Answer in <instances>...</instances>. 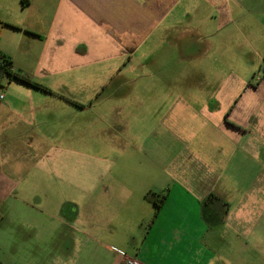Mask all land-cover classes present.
<instances>
[{"label":"crops","instance_id":"1","mask_svg":"<svg viewBox=\"0 0 264 264\" xmlns=\"http://www.w3.org/2000/svg\"><path fill=\"white\" fill-rule=\"evenodd\" d=\"M37 45L46 46L42 55L53 46L59 58L66 51V56L88 61L72 70L102 79L97 88L125 71L120 63L157 61L164 51L171 59L174 47L184 58L189 57L192 45L201 47L194 54L198 58L206 51L205 58L213 56L220 62L233 56L262 58L264 0H0V52L20 70L15 61L31 55L28 48ZM162 47L166 49L161 51ZM194 72L204 80L168 86L162 103L155 106L158 116L153 134L164 142L143 153L135 146V154H130L133 158L140 154L148 167L104 168L101 183L88 185L81 204H66L71 207L70 216L65 207V218L52 213L45 217L50 226L41 233L44 245L39 249L49 251H44L43 264H124L123 253L137 257L141 264H214L218 254L206 238L220 227L217 223L224 214L213 204L205 210L204 201L228 202L239 192L249 195L253 191L245 187L253 183L254 175L251 182L247 175L240 182L238 172L249 174L255 155L263 159L264 145L262 154L256 152L255 141L256 135L257 139L264 136V123L260 118L252 121L253 103L247 101L251 97L238 103V88L227 72L215 66ZM8 81V86L0 85V205L25 180L24 169L8 167L7 159L25 156L29 127L32 121V126L38 125L30 116L46 107L26 99L27 92L37 96L40 88ZM49 93L64 98L81 114L93 106V90L69 92L52 87ZM53 105L57 108L60 102ZM112 110L118 121L111 120L107 131L113 125L122 127L120 120L127 123L124 105L115 104ZM54 133L62 134L60 130ZM31 141L28 148H32ZM129 143L123 147L135 144ZM260 173L257 185L263 186ZM150 190L167 192L151 225L156 206L145 198ZM237 210L229 212L228 207L224 226H245L239 223ZM3 222L4 216L0 226ZM57 223L63 229L56 231ZM96 249L104 256L96 259ZM10 261V255L0 250V264Z\"/></svg>","mask_w":264,"mask_h":264},{"label":"rangeland","instance_id":"2","mask_svg":"<svg viewBox=\"0 0 264 264\" xmlns=\"http://www.w3.org/2000/svg\"><path fill=\"white\" fill-rule=\"evenodd\" d=\"M45 48L44 45L28 48L32 52L31 55L26 54V58L17 59L16 68L51 89L67 88L69 92L93 90V106L81 114L82 111L77 112L64 98H57L42 89L36 90L37 96L26 93L28 102L32 100L46 107L36 115L30 116L37 120L38 125L32 126V121L29 127L25 156L17 158L16 155H11L7 159L8 167H21L25 171V180H21L14 196L6 198L0 205L1 217L4 216V224L0 226V250L10 255L11 264H43L44 251H49L39 249V245L40 248L44 245L41 233L50 226L44 221L45 217L52 213L65 218V207L70 216L71 207L66 204H81L88 185L101 183L104 168L122 164L148 167L140 154L135 158L130 154H135L133 148L137 147L139 149L136 151L143 153L152 149L157 142H164L160 138L155 139L153 134L158 116L155 106L162 103L165 96L163 92L168 86L195 85L203 81L204 79L195 76L194 71L209 70L215 66L216 69L221 68L227 72L233 77L230 78L233 79V85L238 88V103L251 97L247 101L253 103L252 121L260 118L264 123V56L223 57L220 62L213 56L205 58L204 55H209V51L201 58H198L200 55L194 57L196 50L198 49L199 53L201 47L192 45L188 58L180 55L178 47H174L171 59L166 58L164 51L157 61L133 62L130 64H133L132 68L120 63L121 66H126L125 71L110 77L106 84L97 88V83L102 79L89 78L72 70L73 67L79 68L88 61L66 56V51L59 58L60 52H55L53 46L42 55L41 50ZM55 48L62 50L63 47ZM164 49L166 47H162L161 51ZM209 81L216 84L214 79ZM9 83L6 77L2 87L8 86ZM13 83L23 85L19 82ZM246 86L248 89H244ZM82 88L86 89L81 90ZM54 102H60V105L57 108L56 105L51 107L50 104ZM115 104L126 107L128 115L124 120L127 118L128 124L120 120L122 127L113 125L114 128L111 126V131H107L109 123L118 121V118H113L115 112L112 108ZM56 130L62 132L61 136L55 135ZM259 137L257 139L256 135V152H260L261 145H264V136ZM30 139L33 140L30 143L32 148H28ZM131 139L135 143L134 146ZM124 142H130L133 147L124 148ZM253 161V169L250 170V165L249 174L238 172L240 182L246 175L249 182L253 180V175L255 177L256 186L252 181L253 183L245 187L254 188L249 195L239 192L232 201H204L205 210L208 211L213 204L217 211L220 210L224 214L223 221L217 223L220 227L213 228L206 238L218 254L214 264H264V185H257V172H261V178L264 176V170H260L264 165V157L260 159L255 155ZM19 176L18 173L15 174V177ZM228 207L229 212H236L235 208H239L236 215L239 223L245 222V226L240 229L234 225L224 226ZM211 224L215 225L214 221ZM59 226L57 223L56 231L63 229V226ZM94 255L96 259L104 256L101 249H96ZM84 258L86 259L87 255H84Z\"/></svg>","mask_w":264,"mask_h":264},{"label":"trees","instance_id":"3","mask_svg":"<svg viewBox=\"0 0 264 264\" xmlns=\"http://www.w3.org/2000/svg\"><path fill=\"white\" fill-rule=\"evenodd\" d=\"M8 78V80H18L21 82H24L26 84L32 85L36 88H40L42 90L52 92V89H50L48 86L32 79L29 75H26L22 72H20L18 69H15L14 63L12 59L0 52V85H3L4 79ZM167 197V192H157L150 190L145 194V198L151 201L155 204L156 210L154 213L153 218L149 222V225L153 223L155 218L157 217L163 203L165 202ZM1 214H0V220H1Z\"/></svg>","mask_w":264,"mask_h":264},{"label":"built area","instance_id":"4","mask_svg":"<svg viewBox=\"0 0 264 264\" xmlns=\"http://www.w3.org/2000/svg\"><path fill=\"white\" fill-rule=\"evenodd\" d=\"M121 257H122V262H124V264H141L140 259H138L137 257H131L126 253H123Z\"/></svg>","mask_w":264,"mask_h":264}]
</instances>
